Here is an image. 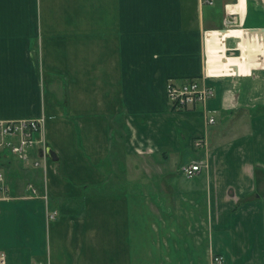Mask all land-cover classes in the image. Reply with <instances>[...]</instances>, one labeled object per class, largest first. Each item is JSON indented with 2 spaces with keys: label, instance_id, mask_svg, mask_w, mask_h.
Returning a JSON list of instances; mask_svg holds the SVG:
<instances>
[{
  "label": "crops",
  "instance_id": "1",
  "mask_svg": "<svg viewBox=\"0 0 264 264\" xmlns=\"http://www.w3.org/2000/svg\"><path fill=\"white\" fill-rule=\"evenodd\" d=\"M210 1L0 0V120L44 115L58 158L0 162V264H264V11ZM170 79L213 87L206 110Z\"/></svg>",
  "mask_w": 264,
  "mask_h": 264
},
{
  "label": "built area",
  "instance_id": "2",
  "mask_svg": "<svg viewBox=\"0 0 264 264\" xmlns=\"http://www.w3.org/2000/svg\"><path fill=\"white\" fill-rule=\"evenodd\" d=\"M211 2L210 0H206ZM264 3V0H263ZM204 78V77H203ZM214 96V89L198 79L184 80L176 83L168 80L166 84V98L173 110L185 111L195 104H201L206 110V103ZM215 122L213 117L207 118V124ZM44 118L20 119V120H0V155L4 157H14L25 166L40 168L45 170L47 157L45 156L44 139ZM194 146L200 148L204 146L202 138L194 140ZM40 152L41 157L34 159L32 151ZM202 170V162H192L181 168L182 174L187 178H192ZM26 191L28 196L40 197L47 201L46 191L40 192L32 183H27ZM12 198L11 188L5 175L0 172V202L8 201ZM56 212L46 210V219H55ZM45 264V263H38ZM213 264H224L222 256H214Z\"/></svg>",
  "mask_w": 264,
  "mask_h": 264
},
{
  "label": "rangeland",
  "instance_id": "3",
  "mask_svg": "<svg viewBox=\"0 0 264 264\" xmlns=\"http://www.w3.org/2000/svg\"><path fill=\"white\" fill-rule=\"evenodd\" d=\"M234 2H235V0H234ZM244 6L245 7H249L250 6V8L251 7H253V9H255L256 11L257 10H259V15L261 14V11L263 10L264 11V6H263V0H244ZM228 28H231V29H233V28H235V29H237V26L236 25H230ZM240 52L241 51H239V52H235V54L234 55H239L240 54ZM38 118H44V125H45V116L44 115H40V116H38V117H35V118H31V119H38ZM26 119H29V118H26ZM17 120H20V119H17ZM44 127V126H43ZM197 139H199V138H197ZM45 146H46V144H45ZM46 148H47V146H46ZM46 148H45V150H46ZM33 151H35L36 153H38V151L35 149V150H33ZM32 151V152H33ZM5 158H7V157H4L3 155H0V162L2 161H4L5 160ZM16 159V158H15ZM18 160V159H17ZM19 161V160H18ZM20 162V161H19ZM21 163V162H20ZM154 163H156V162H153L152 160H148L147 161V159H145L144 160V162H139V164L138 165H136V162H134V161H130L129 162V167L130 168H133V167H135V168H143L144 170H147V169H152L153 167H156V165H158V164H154ZM22 165H24L23 163H21ZM114 166H113V168L114 169H119V166H117L116 165V162H114V164H113ZM134 165V166H133ZM185 165H187V164H183V165H181V167H180V171H181V168L183 167V166H185ZM122 167V166H121ZM0 172H2L3 173V175H5V177H6V180L8 181V169H6L5 167H3V165H1L0 166ZM182 173V172H181ZM139 179H142L143 180V178H139ZM147 180L148 179H150V180H158L159 178H151V176H147V178H146ZM114 180H116L117 182L118 181H121L123 184H122V186L123 187H125V183L124 182H126V178L125 177H118V176H114ZM181 180H183V178H181ZM9 183V182H8ZM135 184V183H134ZM26 186H27V183L25 184V186H24V188L26 189Z\"/></svg>",
  "mask_w": 264,
  "mask_h": 264
},
{
  "label": "water",
  "instance_id": "4",
  "mask_svg": "<svg viewBox=\"0 0 264 264\" xmlns=\"http://www.w3.org/2000/svg\"><path fill=\"white\" fill-rule=\"evenodd\" d=\"M261 30H264V29H261ZM224 31V30H223ZM222 31V32H223ZM45 153H46V156L48 159H50L51 161L55 162L58 160V158L56 157L55 153L53 152V150H51L49 147L46 148L45 150Z\"/></svg>",
  "mask_w": 264,
  "mask_h": 264
}]
</instances>
